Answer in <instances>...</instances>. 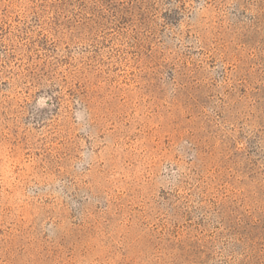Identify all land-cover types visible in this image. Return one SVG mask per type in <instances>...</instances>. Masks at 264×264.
I'll return each instance as SVG.
<instances>
[{"label":"rangeland","instance_id":"rangeland-1","mask_svg":"<svg viewBox=\"0 0 264 264\" xmlns=\"http://www.w3.org/2000/svg\"><path fill=\"white\" fill-rule=\"evenodd\" d=\"M0 264H264V0H0Z\"/></svg>","mask_w":264,"mask_h":264}]
</instances>
